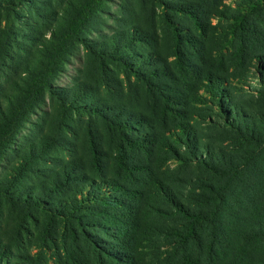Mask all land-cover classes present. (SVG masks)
I'll return each instance as SVG.
<instances>
[{
	"label": "rangeland",
	"instance_id": "rangeland-1",
	"mask_svg": "<svg viewBox=\"0 0 264 264\" xmlns=\"http://www.w3.org/2000/svg\"><path fill=\"white\" fill-rule=\"evenodd\" d=\"M237 2L241 0L216 5L209 1L206 10L210 15L205 22L217 29H209L206 38L192 23L188 25L198 37L196 45H207L213 53L218 50L216 56L227 65L234 44L229 17L237 10ZM161 14L155 0H0V244L11 250L1 264H97L96 252L84 241L81 229V234L74 231V221L39 207L27 210L12 197L13 190L22 197L37 193L40 183L54 178L74 159L84 166L82 172L99 182L120 178L127 189L126 195H119L129 200L128 208L140 206L139 199L135 202L131 196L147 189L145 167L156 171L177 199L185 201L187 214L163 198L152 199L139 212L138 222L147 225L148 233L131 231L120 242L123 246L129 240L127 250L133 264H184L189 258L185 255L194 264H264V240L251 238L243 245L240 241L264 221V72L260 69H264V60L247 63L248 70L235 71L240 77L232 82V97L227 102L241 109L240 123L231 124L229 120L237 118L228 115L227 106H219V101L204 92L202 101L191 105L197 136L194 153L180 140L173 143L176 149L171 154L157 151L150 157L130 151L127 157L131 160L117 163L113 157L118 136H111V125L87 113L84 103L65 107L59 96L86 83L92 101L120 105L130 115L143 113L152 121L146 86L124 70L109 66L104 71L91 46L107 43L113 34L135 22L147 21L160 35L158 49L171 70L188 81L182 77L189 68L172 56L175 42L168 27L160 23ZM251 22L264 29L259 21ZM68 29H77L78 36L62 49L59 38ZM53 50H58L60 65L49 71L44 64H49L46 55ZM30 69H43L46 75L35 82L27 73ZM108 77L114 81L113 87L107 85ZM154 121L159 127L161 121ZM132 126L141 132L139 123ZM96 147L108 154L105 177L91 169V153ZM31 155L35 161L30 171L17 175L18 167ZM205 159L207 162L201 161ZM86 228L100 240L105 262L113 264L106 253L107 248L118 246L111 226Z\"/></svg>",
	"mask_w": 264,
	"mask_h": 264
},
{
	"label": "trees",
	"instance_id": "trees-1",
	"mask_svg": "<svg viewBox=\"0 0 264 264\" xmlns=\"http://www.w3.org/2000/svg\"><path fill=\"white\" fill-rule=\"evenodd\" d=\"M155 1L158 2L162 13H164L160 16V23L168 27L175 42L171 46L172 56L180 62V65L183 63L189 68L188 75L182 77H186L189 79L188 81H182L171 70L167 58L163 55L162 50L158 49L161 41L160 35L150 29L147 21L142 22L143 24L135 22L127 29L113 34L107 43L92 45L91 48L94 57L104 71L109 66L124 70L125 73L135 76L146 86L152 103L153 114L151 116L161 121L159 127L154 125L155 121L152 117L151 121L143 113L130 115L126 112L127 108L122 109L119 107L120 105L111 107L99 101H92L89 96L91 88L86 83L73 86L59 94L65 107L73 108L76 102L84 103L87 113L95 114L111 125L108 126L111 136H115V134L118 136L116 139L118 149L113 159L120 164L131 160L130 157H127L130 151H142L150 157L157 151L171 154L176 149L173 147V143H178L180 140L184 141L185 148L189 149V152L194 153L197 136L192 125L194 120H191L190 110L191 105L202 101L201 92L219 101V106H227L228 115L237 118V120L230 119L231 124L240 123L241 117H243L241 109L236 107V103L228 105L227 102L232 97L230 93L232 82L240 77L235 71L239 68L245 70L248 66L247 63L254 60H264V52L260 50L264 29L261 26H254L253 21L251 22V20H255L264 25V0H241V2H237L235 13L230 14L229 32L234 41L229 59L230 65L222 61V58L219 60L216 56L218 50L213 53L207 45L203 46L200 43L197 46L198 37L192 35L194 30L188 26L192 23L196 31L206 38L209 29L213 31L217 29L216 26L205 22L206 17L210 15V12L206 10L210 4L209 1L215 2L216 5L217 2L223 3L225 0ZM217 11L220 13L219 9ZM77 31L76 29L72 32L68 29L66 34L59 38L62 49L78 36ZM192 47H195V50H192ZM57 51L53 50L49 55H46L49 64L44 65L49 71H54L60 65ZM39 69H30L27 72L31 74L29 77L35 82L40 81L41 77L46 75L43 69ZM260 69L264 72L262 67ZM39 73L41 76L37 75ZM179 74L183 75L182 72ZM261 80L264 81L263 78ZM108 81L107 85L113 87L114 81L110 78ZM189 92H192V95H189ZM232 109L235 113H232ZM135 121L141 125V132L140 129L139 132L133 130L132 125L135 124ZM170 123H174V126L170 127ZM107 155L97 147L93 149L91 153L93 172L103 173ZM181 158L183 157L181 156ZM34 161L35 158L31 155L23 165L18 167L17 175L30 171V166ZM201 161L207 162L206 159ZM83 170L84 166L79 165L75 159L71 160L65 163L54 178L40 183L37 193L31 192L29 195L28 192L26 196L22 197L23 195L13 190L12 197L28 208L27 210L39 207L52 216L57 215L60 218L74 221V231L80 234L82 231L84 241L96 252L97 264H107L104 259L105 251L100 245V240L88 232L87 225L90 228L111 226L112 239L118 246L107 248V255L113 264H122L117 261L133 264V258L127 250L131 245L128 244L129 240L124 242L123 246L120 242L125 237H129L131 231H135L137 234L148 233L147 225L138 222L139 212L142 213L143 209L146 210L149 207L148 202L152 199L163 198L165 201L172 202L179 212L188 213L185 201L178 200L175 191L166 185L152 169L143 168L145 174L148 175L144 184L147 189L137 191L136 197L131 196L135 202V199L140 201V206L135 209L128 208L129 200L119 195L120 193L126 195L124 192L127 189L126 184H122L120 178H106L105 181L99 182L96 178L88 177V174L82 172ZM101 177H105L104 173L101 174ZM111 188L114 191L113 194L109 191ZM5 191L7 193V190ZM31 214L33 213L31 212L28 216ZM87 218L90 220H86ZM91 220H95V222ZM100 221H103L104 224ZM246 234L247 232L240 239L243 242L242 245L251 238L264 240V221L261 226L255 227L247 238H245ZM10 253L8 245L0 244V264ZM243 253H246L245 249ZM185 256L189 258L183 260L184 264H194L191 256Z\"/></svg>",
	"mask_w": 264,
	"mask_h": 264
}]
</instances>
